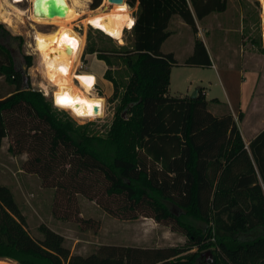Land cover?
I'll use <instances>...</instances> for the list:
<instances>
[{
  "label": "trees",
  "instance_id": "obj_1",
  "mask_svg": "<svg viewBox=\"0 0 264 264\" xmlns=\"http://www.w3.org/2000/svg\"><path fill=\"white\" fill-rule=\"evenodd\" d=\"M101 0H92L91 9ZM137 4L131 29L132 45L117 52L129 72L121 108L131 118L115 116L105 138L81 132L63 121L50 102L33 91L24 72L0 43V78L15 90L0 97V150L4 139L13 155H26L21 170L38 177L42 188L55 191L52 214L58 219L78 216L77 197L97 205L114 218L152 219L182 234L185 247L143 248L102 245L88 256L71 254L58 232L41 225L40 239L30 236L11 190L0 185V261L15 264H264V192L226 106L207 101L201 89L195 98L167 97L172 67L210 68L203 42L182 62L161 48L171 36L177 17L194 35L196 20L223 13L227 0H127ZM127 17L94 19L88 26L116 39L111 30ZM264 24V23H263ZM264 33V31H263ZM122 37V35H121ZM264 39V35H263ZM100 61L110 57L88 49ZM26 68L31 59L25 57ZM104 73L109 82H113ZM113 85V97L118 96ZM218 107V115L212 108ZM264 132L249 146L260 171L257 146ZM264 183V175L261 176ZM180 211V212H179ZM201 222L196 229L186 219Z\"/></svg>",
  "mask_w": 264,
  "mask_h": 264
},
{
  "label": "rangeland",
  "instance_id": "obj_2",
  "mask_svg": "<svg viewBox=\"0 0 264 264\" xmlns=\"http://www.w3.org/2000/svg\"><path fill=\"white\" fill-rule=\"evenodd\" d=\"M67 2L74 12V19L53 23H35L30 17V0H23L18 4H13L12 0H0V43L11 53L16 68L24 72L26 85H29L33 91L40 92L51 103L53 109L59 113V117L63 121L81 128V132L105 138L115 116H122L125 120L131 118V115L120 110L121 95L129 84V72L122 60L115 55L121 47L129 48L132 45L131 29L135 22L137 4L130 8L127 5V0H124L123 4L117 5L111 11L112 6L104 8V0H101L100 6L95 9H91L92 0H67ZM123 6L127 9V17L121 29L120 40L108 38L88 26L94 19L117 15ZM261 13L259 0H227L225 12L214 14L206 21L198 23L197 34L205 31L204 37L207 36V41L213 46L211 53L215 51L214 45L222 47L223 44H220V41L222 37H225L229 43V58L231 59L242 58L249 50L258 56H264V24ZM185 27L186 30H180L177 33L178 42L193 36L196 37L187 26ZM223 30L227 31L222 33ZM55 31H62V38L67 34L68 40L74 41V43L63 41L62 46L50 58V65L67 68L76 62V66L81 54L84 69L79 70L78 73L94 76L96 84L93 77L83 75L79 77H91L92 80L86 82L77 77L79 85L76 81L73 84L75 77L72 71L71 75L57 88L45 87L46 83L38 69V54L35 51V41L32 37L36 32L52 33ZM111 32L114 37L118 36V29L111 30ZM89 48L109 55L108 63L98 60L96 54L88 55ZM69 51L70 54H68ZM181 54L183 52L179 53V55ZM25 57L31 59V65L28 68H26ZM182 70L184 69L173 70L167 97L185 98L194 94L195 91L191 88L188 92L184 90L185 73ZM106 71L108 72L107 76L113 82H109L105 78ZM188 73L191 72L188 71ZM113 85L118 88L116 98L113 97ZM14 90V84L8 82L5 77L0 78V97H5ZM239 90L240 76L232 73L229 82V95L232 100L238 97ZM71 91L75 92L72 95L73 98L70 96ZM65 94L70 98L71 104L58 103V97ZM77 100L80 103H77ZM9 144V140L4 139L0 150V185L8 187L12 191L31 237L40 239L39 227L47 226L64 237L65 246L69 248L71 254L81 256L94 253L102 245L143 248L186 247L189 250L187 254L206 253V250L189 249V241L182 234L172 232L168 227L161 226L152 219L140 217L136 220H122L114 218L103 211L96 201H90L81 196L77 197L78 216H71L70 219L55 218L52 214L55 191L42 188L37 176L24 173L21 170L27 157L24 154L13 155L8 150ZM20 176H23L24 179L21 180L24 194L18 188H14L16 180H19ZM186 221L199 230H203L205 227L201 222L193 220L192 217L187 218ZM4 262L5 264H15L10 261Z\"/></svg>",
  "mask_w": 264,
  "mask_h": 264
},
{
  "label": "crops",
  "instance_id": "obj_3",
  "mask_svg": "<svg viewBox=\"0 0 264 264\" xmlns=\"http://www.w3.org/2000/svg\"><path fill=\"white\" fill-rule=\"evenodd\" d=\"M213 15L214 14L207 16L202 21H206ZM198 23L199 22L196 20L197 28H199ZM169 30L171 31V36L162 45L161 50L163 53H173L177 61L182 62L191 55L195 39H199L203 42L207 50L211 61V67H172L169 72L168 89H170L171 86L173 70L184 69L182 71L185 73V78L183 80L185 91L188 92L190 88L193 91L201 89L207 101L216 99L226 106L236 122L241 139L254 167L258 182L264 192V183L261 178V176L264 175V139L257 146V157L260 164V171L258 170L249 149L250 144L264 132V56H258L252 50H249L245 52V55L242 56V58L231 59L229 58V43L225 37H222L220 41L221 43L219 42L220 44H223L222 47L215 46L213 42L215 51L211 53V48L213 46L207 41V36L204 37L203 34L206 35L205 31L204 33L200 32L196 37L193 36L190 39L178 42L176 39L177 33H179L180 30H186V27L176 18L171 20ZM226 31L227 30H223L222 33ZM117 33L118 36L115 38L120 39V31L118 30ZM32 39L34 40V35ZM172 45H175V47H172ZM240 47L242 48V44ZM180 52H183V54L179 55ZM188 71L192 74L188 73ZM232 73L240 76V90L238 97L234 100H232L229 95V82ZM220 112V108H212L213 114L218 115ZM26 178L28 179V176H26ZM21 180H24L23 176H20L19 180H16V186L14 188H18V190L24 194Z\"/></svg>",
  "mask_w": 264,
  "mask_h": 264
},
{
  "label": "bare ground",
  "instance_id": "obj_4",
  "mask_svg": "<svg viewBox=\"0 0 264 264\" xmlns=\"http://www.w3.org/2000/svg\"><path fill=\"white\" fill-rule=\"evenodd\" d=\"M23 0H12L13 4L21 3ZM31 2V9H30V17L35 23H42V22H62L67 20H72L75 18L73 10L70 8L67 0H59V2L63 3L65 6V15L63 17H53V18H46L43 16L42 12L39 9V14H37V4L36 0H30ZM261 3V9H262V21L264 23V0H259ZM104 8L111 7V11L117 6L116 4H110L107 0H104ZM11 9L13 7H10ZM99 12V11H98ZM101 12V11H100ZM18 15H20L19 12H17ZM89 13L94 14L93 12L89 11ZM86 25V23H84ZM83 24V25H84ZM101 32V31H99ZM61 31H55L52 33H40L36 32L34 36L35 41V51L38 54V69L41 73L44 82L46 83L45 87L50 88H57L58 86L63 83L72 73L74 74L75 79L73 80V84H75L74 81H76L79 85L78 80L76 79L79 76L86 75L81 73H76V69L79 65V59L75 66V63L70 64L71 67H58V66H52L50 65L49 61L50 58L53 56V53L59 49L62 46L63 40H62V34ZM70 54V51L68 52ZM81 55V54H80ZM75 67V69H74ZM63 69V71L61 70ZM36 71V70H35ZM37 74V73H36ZM86 76H92V75H86ZM94 77V76H93ZM95 78V77H94ZM96 80V79H95ZM44 83V84H45ZM96 84V82H95ZM44 88V87H43ZM94 88V87H93ZM71 97L74 91H71ZM73 98V97H72ZM0 264H5L4 261H0Z\"/></svg>",
  "mask_w": 264,
  "mask_h": 264
},
{
  "label": "water",
  "instance_id": "obj_5",
  "mask_svg": "<svg viewBox=\"0 0 264 264\" xmlns=\"http://www.w3.org/2000/svg\"><path fill=\"white\" fill-rule=\"evenodd\" d=\"M110 4L121 5L124 3V0H107ZM40 11L43 16L46 18L53 17H63L65 15V6L63 3L59 2V0H41ZM197 95V91L190 98H195ZM125 113V112H124ZM123 117L124 114H123ZM201 258H205V261L211 258L210 252L203 253Z\"/></svg>",
  "mask_w": 264,
  "mask_h": 264
},
{
  "label": "snow or ice",
  "instance_id": "obj_6",
  "mask_svg": "<svg viewBox=\"0 0 264 264\" xmlns=\"http://www.w3.org/2000/svg\"><path fill=\"white\" fill-rule=\"evenodd\" d=\"M36 4H37V14H39V9L41 6V0H36ZM90 23H98L96 21H90ZM64 42L66 43H74V41H69L68 40V36L67 34H65V36L62 38ZM63 71V69H61ZM78 79L84 80L86 82H90L92 80L91 77H78ZM77 103H80L79 100L76 101ZM58 103H61L62 105H68L71 104V100L70 98L67 97V94H65L62 97H58ZM81 115H83V113H80Z\"/></svg>",
  "mask_w": 264,
  "mask_h": 264
},
{
  "label": "built area",
  "instance_id": "obj_7",
  "mask_svg": "<svg viewBox=\"0 0 264 264\" xmlns=\"http://www.w3.org/2000/svg\"><path fill=\"white\" fill-rule=\"evenodd\" d=\"M79 62H81V55H80V57H79ZM84 69V65H83V63L81 62V63H79V65H78V67H77V69H76V72L78 73L79 72V70H83ZM54 103V102H53ZM55 105V104H54ZM57 107V106H56ZM57 108H59V107H57Z\"/></svg>",
  "mask_w": 264,
  "mask_h": 264
},
{
  "label": "flooded vegetation",
  "instance_id": "obj_8",
  "mask_svg": "<svg viewBox=\"0 0 264 264\" xmlns=\"http://www.w3.org/2000/svg\"><path fill=\"white\" fill-rule=\"evenodd\" d=\"M100 6V5H99ZM90 28H92V27H90ZM97 31V30H96Z\"/></svg>",
  "mask_w": 264,
  "mask_h": 264
}]
</instances>
